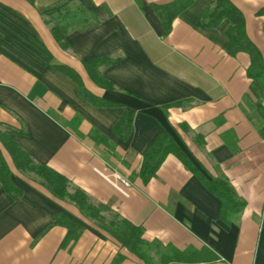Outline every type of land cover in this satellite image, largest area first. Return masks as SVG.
Masks as SVG:
<instances>
[{"label": "crops", "instance_id": "0c3cea01", "mask_svg": "<svg viewBox=\"0 0 264 264\" xmlns=\"http://www.w3.org/2000/svg\"><path fill=\"white\" fill-rule=\"evenodd\" d=\"M173 1L0 0V131L71 192L106 205L107 223L126 219L148 242L216 258L169 264H264V89L247 74L248 54L226 51L229 23L204 24L215 0H193L166 34L158 7ZM231 1L264 56V0ZM60 10L73 15L66 34ZM94 57L115 59L100 68L109 87L90 76ZM122 119L130 133L115 131ZM162 130L206 176L222 172L245 207L222 219L220 198L173 154L144 182V154ZM0 151L22 191L10 195L0 181V264H116L119 255L117 264H145L18 169L1 142ZM57 213L81 225L76 242Z\"/></svg>", "mask_w": 264, "mask_h": 264}, {"label": "trees", "instance_id": "16d2710c", "mask_svg": "<svg viewBox=\"0 0 264 264\" xmlns=\"http://www.w3.org/2000/svg\"><path fill=\"white\" fill-rule=\"evenodd\" d=\"M31 1L33 2L34 0ZM192 1L193 0H175L169 4L158 7L166 34L170 32L174 18H176L182 10L188 7ZM72 18L73 15H71L70 12L61 10L58 12L57 23L63 34H66L73 28ZM223 21L229 23V26L226 29V51L231 56H236L240 52L248 54L250 64L247 69V74L250 78L258 81L264 89V56L246 32V19L244 14L231 0H215V5L203 15V22L209 27H216ZM52 32L56 36L58 42L65 47L62 36L55 26H52ZM37 45L39 50L50 57L41 44L40 46L39 44ZM113 62H115V59L109 57H94L86 61L85 64L90 76L94 80L109 87L110 83H108V81L102 76L100 68L110 65ZM87 99L95 101L90 95L87 96ZM180 104L184 103H177L176 105ZM130 126L131 121L129 119H122L115 126V131L119 132V129L124 128L130 133ZM181 126L184 127V125ZM0 142L9 151L18 169L36 174L38 178H40L42 186H44L54 198L71 200L74 202L84 216L98 221L100 227L122 248H125L138 256L145 264H153V257L150 255V251L154 249L159 255L161 264L204 260L212 261L216 259L214 256L207 260L201 258L200 251H181L172 246L164 247L159 242H148L143 238V228L126 219H114L107 223L104 218L105 212L108 211L106 205L92 204L89 201L88 195L80 189L71 192L68 179L53 171L46 165L36 163L12 140L11 131H0ZM169 154L177 156L186 168L202 180L210 192L220 198L222 202V219L226 220L231 215L239 212L245 207L246 202L239 197L229 179L222 172L216 177L206 176L201 168L184 152L179 143L176 142L172 134L167 130H162L158 138L146 150L139 172L140 178L144 182H148L155 177L159 167ZM0 181L8 194H22V191L15 186L11 179V170L2 157L1 151ZM55 224L61 225L69 231L75 232L74 242L80 237L82 232L81 225L67 215L57 213L55 215ZM122 258L123 257L119 255L115 261L116 264L119 263Z\"/></svg>", "mask_w": 264, "mask_h": 264}, {"label": "built area", "instance_id": "2783aa9c", "mask_svg": "<svg viewBox=\"0 0 264 264\" xmlns=\"http://www.w3.org/2000/svg\"><path fill=\"white\" fill-rule=\"evenodd\" d=\"M119 177V176H118ZM125 183L127 184V182L125 181Z\"/></svg>", "mask_w": 264, "mask_h": 264}, {"label": "rangeland", "instance_id": "374dc122", "mask_svg": "<svg viewBox=\"0 0 264 264\" xmlns=\"http://www.w3.org/2000/svg\"><path fill=\"white\" fill-rule=\"evenodd\" d=\"M8 13V12H7Z\"/></svg>", "mask_w": 264, "mask_h": 264}]
</instances>
